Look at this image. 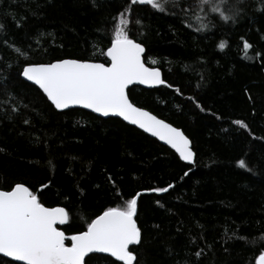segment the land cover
<instances>
[{"label":"trees","instance_id":"trees-1","mask_svg":"<svg viewBox=\"0 0 264 264\" xmlns=\"http://www.w3.org/2000/svg\"><path fill=\"white\" fill-rule=\"evenodd\" d=\"M197 5L0 0V190L23 184L44 206L64 207L66 236L140 193L134 264H256L264 251V0H226V15L239 9L235 22ZM125 9L130 38L165 81L132 87L129 99L182 130L192 166L118 119L57 112L20 77L27 64L59 59L107 64L114 17ZM85 264L121 263L93 254Z\"/></svg>","mask_w":264,"mask_h":264},{"label":"snow or ice","instance_id":"snow-or-ice-1","mask_svg":"<svg viewBox=\"0 0 264 264\" xmlns=\"http://www.w3.org/2000/svg\"><path fill=\"white\" fill-rule=\"evenodd\" d=\"M137 3L164 11L169 0H131V4ZM225 3L226 0H199L197 6H207L212 12L219 13V19L224 22H235L239 9L233 5V14L226 15L221 9ZM129 12L130 9H125L114 17L110 46L105 53L110 63L59 59L47 64H27L20 75L37 85L57 110L80 105L102 116L120 117L158 137L175 149L181 160L191 163L194 153L183 132L135 106L126 94L134 81L147 85L165 83L159 70L145 66L142 43L130 38ZM205 26L202 24L201 28ZM225 47L224 41L218 45L221 50ZM243 47L247 50L251 45L245 41ZM16 51L21 50L16 48ZM234 123L246 127L242 121ZM238 166L246 168L245 161L239 160ZM170 188H173L172 184L151 191L164 193ZM139 195L136 193L121 206L108 207L86 224V230L66 236L57 227L69 220L64 207L44 206L23 184H15L8 191L0 190V254L23 264H85V257L97 252L108 253L122 264H134L137 257L130 251V245L139 244L142 238L135 219ZM66 240L71 241L70 246L66 245ZM200 255V252L196 253L197 257ZM256 264H264V251L256 258Z\"/></svg>","mask_w":264,"mask_h":264},{"label":"water","instance_id":"water-1","mask_svg":"<svg viewBox=\"0 0 264 264\" xmlns=\"http://www.w3.org/2000/svg\"><path fill=\"white\" fill-rule=\"evenodd\" d=\"M143 55L144 54H142V59H143ZM143 62H144V60H143ZM97 63H99V62H97ZM108 63H110V61L108 60ZM145 66L146 67H149V66H147L146 64H145ZM149 68H152V67H149ZM157 70H159L158 68H156ZM160 71V70H159ZM160 73H161V71H160ZM20 77H21V79L23 80V81H25L26 83H28V84H31V85H33L35 88H37L38 90H39V92L46 98V100H47V97L43 94V92H42V90H40L39 89V87L37 86V85H35L33 82H31V81H28L26 78H24L22 75H20ZM161 79H162V73H161ZM162 85V84H161ZM161 85H147V84H140L139 82H136V81H134L132 84H130L129 86H128V88L126 89V94L128 95V90L130 89V88H132V87H139V88H143V89H151V88H157V87H160ZM129 97V96H128ZM130 100V99H129ZM48 101V100H47ZM50 104H51V102L50 101H48ZM131 102V101H130ZM132 103V102H131ZM51 106L57 111V112H63V111H67V110H71V109H79V110H83V111H85V112H88V113H91V114H93V115H95L96 117H99V118H101V119H108V118H114V119H118V120H120L121 122H123L124 124H126V125H128V126H131V127H133V128H135V129H137L138 131H140V132H142L143 134H145L146 136H148L149 138H151V139H154V140H156L159 144H161L162 146H164V147H166V148H168L169 150H171L177 157H178V159L182 162V163H184V164H186V165H188V166H192L193 164H194V156H193V161L191 162V163H189V162H187V161H183V160H181L180 159V156H179V153H177L176 151H175V149H173L170 145H168L167 143H165L164 141H162V140H160L158 137H155V136H152L151 135V133H149V132H145L143 129H140L137 125H133V124H131V123H129V122H127V121H124L122 118H120V117H117V116H113V115H109V116H102L101 114H98V113H95V112H92V110L91 109H86V108H84V107H82V106H80V105H70L68 108H66V109H62V110H57L55 107H54V105H52L51 104ZM147 111V110H146ZM152 114V113H151ZM158 118V117H157ZM158 119H160V118H158ZM162 120V119H161ZM164 121V120H163ZM165 123H167L166 121H164ZM169 124V123H168ZM169 125H171V124H169ZM172 126V125H171ZM172 127H174V126H172ZM176 128V127H175ZM177 129H179V128H177ZM180 131H182L181 129H179ZM184 134V133H183ZM185 135V134H184ZM186 136V135H185ZM189 140V139H188ZM189 142H190V140H189ZM189 148L192 150V146H191V142L189 143ZM193 152V151H192ZM194 153V152H193ZM65 225V224H64ZM64 225H57V227H62V226H64ZM59 229V228H58ZM60 230V229H59ZM62 231V230H61ZM138 244H134V245H130V248L131 247H135V246H137ZM93 254H96V255H102V256H107V257H110L111 259H113L115 262H117V263H121L122 264V262L121 261H117L114 257H111V255L110 254H108V253H97V252H94V253H89L88 254V256H86L85 257V260L90 256V255H93ZM0 257L1 258H4V259H6V260H8V261H11V262H13V263H16V264H23V262H21V261H15V260H13L12 258H8V257H4L2 254H0Z\"/></svg>","mask_w":264,"mask_h":264}]
</instances>
